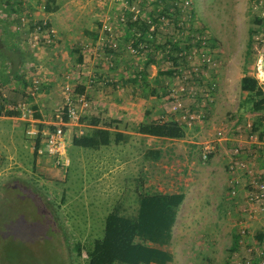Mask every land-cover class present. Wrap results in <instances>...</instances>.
I'll return each mask as SVG.
<instances>
[{"label":"rangeland","instance_id":"obj_1","mask_svg":"<svg viewBox=\"0 0 264 264\" xmlns=\"http://www.w3.org/2000/svg\"><path fill=\"white\" fill-rule=\"evenodd\" d=\"M10 1L19 4L20 13L14 15L18 22L22 13L29 18V29L23 25L19 29L17 22L12 23V28L18 32V43L26 55L21 71L25 76L28 75L29 80L25 78L26 83L23 87L21 85L22 89L12 86L18 79L0 84V113L4 116H9L7 111L18 110L15 107L20 102L33 107L30 99L32 92L37 94L46 88L47 75L51 69V59L50 63H46L40 55L57 44L62 35L63 39H68L69 35L74 39L63 49L66 52L63 60L72 62L68 61L69 68L59 71L57 85L51 84L45 89L53 90L54 93L52 112L55 113V121L50 124L52 126L49 129L62 125L61 118L65 119L67 113V96L78 104L79 111L84 107L82 102L76 100L77 94L85 91L79 89V85L84 84L77 81L85 74L77 63H82L85 59V69L87 72L89 69L92 76L95 66L92 69L90 67L94 59L96 67H101L102 62H105L108 68L113 69V54L120 51L122 43L138 62L150 57L161 64L160 69L163 71H172L177 65L171 55L180 50L179 45L173 41L178 40L180 46L188 49L187 43L193 37L194 45L197 30L202 29V34L199 35L206 37L208 54L215 65L211 62L209 67L198 59L201 65L200 70L197 68L195 72L200 73L194 85L196 94L185 96V105L201 109V101L205 99L203 90L212 87V83L215 85L213 110L204 121L193 129L182 124L185 130L183 138L162 137L159 141L152 142V146L162 151V156L158 159V164L149 168V176L141 173L130 175L128 170H119V157L130 151L129 146L123 148L122 142L112 140L108 146L99 150L78 147L72 143L75 135L90 131L91 126L86 118L93 116L90 112L80 111L78 124L63 127L66 137L68 136V166L58 164L52 155L39 154L37 157L33 148L36 138L27 132L30 122L6 117L7 122L0 125V264H86V248L94 239L103 237L105 218L115 206L120 203L126 214H135L138 196L154 191V181H174L177 178L181 182L178 181V188L174 189L184 191L186 196L175 228L173 227L172 246L176 258L172 264H244L247 261L248 264H258V257L264 256V236L260 235V231L264 235V208L259 209L253 220L247 222L248 231L245 236L240 237V224L248 220L247 194L252 177L248 176L246 168L239 170L238 196L234 198L230 194L228 164L233 149L240 148L241 152L247 145L254 144V141H250L253 140L250 137L252 131L264 136V110L254 112L247 104L243 105L250 90L260 88L264 92V0H190L185 7L181 6L182 12L177 9L174 16L175 23L179 12L186 16L182 20L184 33L177 32L172 23L165 32L159 27L156 36L148 35L146 30H142V35L133 32L139 26L144 27L146 13L151 11V14L156 15L152 11L158 6L151 0H135L143 14L139 18L140 24L134 21L130 7H125L128 5L119 1L56 0L55 3H50L57 4L60 12L57 16L48 18H39L27 10L26 3L33 6V0ZM99 2H103L106 8L102 16L98 12ZM2 4H5V0H2ZM6 5L0 3V24L10 19ZM121 12L126 14L122 22L116 16H120ZM256 17L261 22H254ZM39 20H46L57 33L56 41L50 46H33L32 28ZM105 23L111 26V31L104 28ZM66 29H71V34L63 33ZM178 33H181V38ZM87 34L91 38L81 46L82 42L79 40ZM94 34L99 35L94 37ZM106 36L112 44L116 42L117 46L101 47L100 43H96L100 37ZM135 39L142 40V43H132ZM88 44L89 47H86ZM188 63L182 62L181 65L193 66ZM140 67L145 66L139 64V69ZM97 71L102 70L100 68ZM41 72L43 74L39 75ZM164 75L166 76L156 88L158 92L163 89L164 94L158 93L153 99L157 107L163 105L166 111L168 101L165 95L176 80L169 78L170 74ZM244 79L246 86L243 84ZM108 82L112 84H107L106 87L111 90L118 88L119 83L115 79ZM35 86H38L37 89ZM60 91L61 95L62 92L65 93L62 100ZM85 98L87 101L86 93ZM18 111L21 113V110ZM99 117L102 121L117 120L111 127L114 138L115 131L121 129L120 121L106 115ZM167 119L172 118L161 115L155 121H168ZM34 125L39 127L36 122ZM137 126L126 129L133 131L130 134L135 135ZM13 127L15 142L11 143L8 141ZM219 130L223 131L221 135L217 133ZM38 137L43 144L41 135ZM212 141L218 143L217 151L205 160L201 155L203 144ZM251 148L252 151H257L256 157L252 156L256 163L253 165L250 162L248 165L256 173H260L261 170L257 167L264 169V148L256 144ZM216 154L220 155V163L213 157ZM103 155L109 160L101 167L100 157ZM165 165L171 166V170L178 167L179 174L164 172L162 168H167ZM79 246L80 250L77 248Z\"/></svg>","mask_w":264,"mask_h":264},{"label":"trees","instance_id":"obj_2","mask_svg":"<svg viewBox=\"0 0 264 264\" xmlns=\"http://www.w3.org/2000/svg\"><path fill=\"white\" fill-rule=\"evenodd\" d=\"M50 2L55 3L56 0L46 2V11L58 10V5H52ZM0 3L2 4V0ZM4 5L9 9L10 16L8 18L10 19L0 24V82H6L11 78L23 79L25 75L22 73L21 67L26 61V55L18 43L17 29L12 28L14 21L17 20L18 23V18H15L14 15L20 13L19 4L5 0ZM254 22L259 23L261 19L256 17ZM146 24L144 23V27L139 26V28L146 30ZM250 30L253 33V28ZM250 47L251 43H249V53ZM80 61H82V57H80ZM162 72L172 73V71ZM243 84L247 85L245 79ZM244 104H247L254 112L263 111V90L260 88L250 90L243 101ZM33 109L35 110L34 116H39L34 106ZM6 114L21 115L18 110H10ZM86 118L91 129L73 137L72 143L75 146L97 150L102 146L109 145L112 140L116 143L127 141L129 135L123 131H115L114 138L112 137L111 127L117 120L102 121L98 116ZM257 128L256 124L255 129ZM137 131L142 134L166 138H183L185 136L184 127L173 119L145 121L137 126ZM39 144V138H37L36 147ZM35 153H37L36 150ZM161 155L162 151L156 148H150L145 152V158L149 160H158ZM185 196L184 191L144 192L138 196L135 214H126L119 203L105 218L103 237L94 239L86 248V264H168L172 262L174 260L173 227ZM239 236L241 237L240 234ZM77 248L80 250V246Z\"/></svg>","mask_w":264,"mask_h":264},{"label":"built area","instance_id":"obj_3","mask_svg":"<svg viewBox=\"0 0 264 264\" xmlns=\"http://www.w3.org/2000/svg\"><path fill=\"white\" fill-rule=\"evenodd\" d=\"M109 1H119L120 3H125L130 7V11L133 13L134 21L137 23H141L139 21L140 17H143V14L141 12V9L138 7V3L135 0H109ZM155 3L156 7L155 10L152 12L156 13V15L151 14L150 12L145 14V22L147 23L146 32L148 35L154 36L157 31H159V27H161V31H166L168 26H170L172 23L175 25V29L177 32L181 31L183 34V24L184 22L182 20L185 19L186 16H184V13L179 12L177 16H179L177 23H175L174 16H176V10L179 9L181 11V6L185 7L190 0H151ZM182 12V11H181ZM158 13V14H157ZM118 16L119 20L122 22L125 20L126 14L121 12V15ZM181 16V17H180ZM189 18L191 17V14L188 15ZM154 17V18H153ZM157 18V19H155ZM156 20V21H155ZM137 23L135 25H137ZM109 24V22H108ZM21 25L27 26L29 29V18L25 13H22L19 15V22H18V28L21 29ZM138 26V25H137ZM104 28L111 31V26L107 25V23L104 24ZM164 29V30H163ZM136 34L142 35L144 32L140 30L139 27L133 29ZM198 31V32H197ZM196 32L198 33L197 37L194 39V45L192 44V39L188 44L189 48H184L185 46H180V42L178 40H174L173 42L177 45H179L180 50L176 51L175 53L171 55L175 61L176 67H174V70H172L171 76L176 81L169 86L167 89V94L165 95L167 97V110L166 112L170 115V117L177 121L180 125H184L189 129H193L195 126L199 125L206 117L210 115V113L213 110V103H214V85L215 83H212L213 86L208 88L206 87L202 95L205 93V99H203L202 105L203 107L201 109H196L190 106L185 105V96H195V84L196 77L199 76L200 73H196L197 68L200 70V62H198V59H201L202 62H205L210 67V63L212 62L213 65H215L214 60L212 57L208 54V46L207 42L205 40L204 35L202 34V29H198ZM32 33L34 35V41L33 46L35 47H41V46H50L56 41L57 33L53 26L48 24L46 20H39L36 21L33 24ZM181 33H178L179 37L181 36ZM194 35V34H193ZM156 36V35H155ZM204 36V37H203ZM181 38V37H180ZM171 39V40H170ZM108 40V41H107ZM180 40V39H179ZM169 41H172V38H169ZM136 43H142V40L138 41L135 39L134 41ZM167 42V41H166ZM96 43H100L99 46H110V47H116L117 43L114 42L113 44L111 41L106 37H100L99 40L96 41ZM86 47H89V44L86 45ZM172 54V53H171ZM197 57V58H196ZM200 57V58H199ZM182 62H189L188 64H192L193 66L188 67V65H181ZM85 61V59H84ZM78 63L77 66L85 69L86 63ZM179 61V64H178ZM195 63L193 64V62ZM198 64V65H196ZM202 70V69H201ZM89 73L90 70L88 69ZM37 82V81H36ZM38 86H35V89H37ZM33 95H35V92H32ZM76 100L79 102H82L83 104L86 102L85 93L84 94H77ZM87 103V102H86ZM26 103L20 102L18 104L17 108L18 110H21V117L25 120L30 121V127L28 128L27 132L34 136L36 139L39 138L38 135H41L44 143L39 144L38 147L34 145V149L37 151L38 154H47L52 155L55 157L56 162L58 164H62L63 166H68L70 164V158L67 154V137H66V130H64V125H73L78 124L79 122V109L78 104L75 103V101L67 96V113L66 118H61V124L53 129H49L47 131H44V129H39V127H36L34 125L35 120L34 118V109L33 107H27L25 105ZM85 105V104H84ZM163 120V119H160ZM222 130H219L217 133L219 135L222 134ZM250 137L253 140H250L251 142L254 141V144L247 145V148L244 151L240 152V148L233 149V153L230 156V161L228 164V169L230 172V194L234 198L238 196V188L240 183V176L238 174L239 170L241 168H246V172L248 173L249 177H252L250 179V185L249 190L247 194L248 198V204L249 209L247 213L246 221L240 224V230L239 233L241 236H245V234L248 231V225L247 222L250 220H253V218L258 214L259 209L264 208V169H261L257 167L260 173H256L250 167L248 164L251 162L253 165L256 163L255 160L252 159V156L256 157V152L252 151L251 147H254V145H258V147H264V136L262 137L260 133L257 131H252L250 133ZM218 148L217 142H206L203 144L201 155L203 159H208L210 155L215 153ZM245 152V153H244ZM244 153V156L242 157ZM233 175V176H232ZM232 177V178H231ZM251 250V249H250ZM247 263L244 264H248ZM239 264V262H238ZM258 264H264V256L258 257Z\"/></svg>","mask_w":264,"mask_h":264},{"label":"crops","instance_id":"obj_4","mask_svg":"<svg viewBox=\"0 0 264 264\" xmlns=\"http://www.w3.org/2000/svg\"><path fill=\"white\" fill-rule=\"evenodd\" d=\"M31 2L33 6H30L29 3H26L28 5L27 10L30 11L33 15L38 16L39 18H48V17L57 16L56 14L60 12L58 10L53 11V12H47L45 9L46 0H37V1L33 0ZM1 5H4V4H1ZM23 8L25 9L26 5ZM105 9H106L105 4H103V2L102 4L101 2H99V5H98L99 15L101 16L104 15V12L106 11ZM6 10L8 11L9 9L7 8ZM70 30L66 29L63 33L71 34ZM98 35L94 34V37H98ZM63 37L64 35H62V37L59 36V40L56 42L57 44L52 45L49 51L40 55L45 59L44 61L46 63H50V59H51V65H50L51 69H50L49 74L47 75L48 81L45 83L46 84L45 89H47V87L51 84L57 85L59 71L65 68H69L68 61L72 62V60H68V61L63 60V58H65L66 56V52L63 51V49H65V47L68 45V42H71L74 39H72L71 35L68 36V39H63ZM90 38H91V35L89 34H87V36L83 35V38L79 40L80 42H82L80 43L81 46H84V44L89 41L87 39H90ZM113 55H114L113 60L115 63V66L113 69L108 68L105 62H102L101 67L99 66L96 67L97 65V64L95 65L96 59L92 61L91 67H90V69H92L93 66H95L94 68L95 71H94L93 76L89 73V71L87 72L86 69H83V68L81 69V72L85 75H83L82 79L77 82L84 84L81 86L79 85V89H81L82 91L85 90L84 93H86L87 95V101H86L87 103L86 102L84 103L85 105L84 107L80 109V111L85 112V113L90 112V114H93V116H98V117L101 115L102 116L106 115L109 117L111 116L113 118L115 117L116 119H118V121H120L119 124L122 125L120 126L121 128L120 131H123L124 133H128V135L132 133L133 131L127 130L126 127L137 126L142 122L150 121V119L153 120L154 117H155L154 119L156 120V118L161 115H163V117H167V116L170 117V115L165 111L164 107H162L163 105L159 103L161 106L157 107L156 106L157 104L155 100L153 99V97H155V95H157L158 93L162 95L164 94L163 89L162 91H159V92H158V89H156L157 85L163 80L162 78L166 76L164 74H168V73L162 72L163 70L160 69L161 64H159V62L155 61L154 59H150V57H147V59H145L146 61L142 60L138 62V60L133 59V57L127 52L123 43H122V47L120 51L114 52ZM97 63L99 64V61H97ZM139 64H142L145 67H140L141 69H139ZM100 68L102 71L100 72L97 71L98 69L100 70ZM41 70H44V69L41 67ZM42 74L43 73L41 72L39 75H42ZM168 77L172 78L171 74ZM25 78L29 80L28 75H26L23 79L15 80L16 83L12 82L13 88L15 87L17 89H22L21 85L23 87V84L25 85L26 83ZM12 79L13 78H11L9 81H12ZM113 79H115L117 83H119L118 88L116 90H111L110 87L105 86L107 84H112L111 82H108V81L113 80ZM1 83L2 82H0V84ZM45 89L41 90L40 93H37L33 95L32 97H30V99L32 101L33 106L36 109V112L39 113V116H34L33 119L39 125V127L41 126L42 129L44 128V131H47L49 130V127L52 126L50 124H52V122L55 121V116H54L55 113L52 112V104L54 102L53 90L49 91ZM84 93H80V94H84ZM62 94L63 95H61V91H60L61 100L63 99L62 96H65L64 92H62ZM3 95L7 96V93L3 92ZM8 95H10V93H8ZM6 117L13 118L14 120H25L20 115L19 116H10V115L4 116L3 113H0V125L4 122H7ZM12 130L13 131H11V133L9 134L11 139L8 141L11 143L15 142V138H14L15 128L13 127ZM161 138L162 137L142 134L138 131L136 132L135 135L130 134L126 142H122V143L120 142L121 144H124L122 145L124 146L123 148H125V146H129L130 151L125 156L119 157V160L121 159L120 160L121 163H118V166L120 167L119 170L121 171L123 169L128 170L130 175H132L133 173L134 175L141 173V174H147V176H149L150 174L148 172L149 168H151V166H154L156 163L158 164V160H149L145 158V152L150 148L157 149L158 147L152 146L153 145L152 142L157 141V140L159 141ZM222 151L224 152V150L221 149V152ZM100 154H103V153H100ZM36 155L37 157L40 156L37 153ZM105 156L106 155H103L102 157H100L102 161L100 162L99 165L101 167H102V164L107 163V161L109 160V158ZM213 157L215 158L216 161H219L220 163V155L216 154ZM116 159L118 160V158ZM166 167L167 168L165 169L162 168L164 172L166 173L173 172L176 175L179 174L177 173L178 167H174L172 170L169 169L171 168V166H166ZM179 170H183V169L179 168ZM121 171H120V174H123ZM167 181L163 180L161 182H157L158 184L156 183V181H154L153 182V185L155 184L153 186L155 189L154 191H160L164 193L182 191L180 189L179 190L174 189V187L178 188L176 185L181 182L180 179L177 178L174 181H168V182ZM179 211H178V217H179ZM174 228H175V225H174ZM262 233L263 231H260L261 237L264 236ZM173 238H174V229H173ZM173 251H174V260H175L176 252L174 248H173ZM174 260L169 264H172Z\"/></svg>","mask_w":264,"mask_h":264},{"label":"water","instance_id":"obj_5","mask_svg":"<svg viewBox=\"0 0 264 264\" xmlns=\"http://www.w3.org/2000/svg\"><path fill=\"white\" fill-rule=\"evenodd\" d=\"M263 64H264V61H263Z\"/></svg>","mask_w":264,"mask_h":264}]
</instances>
